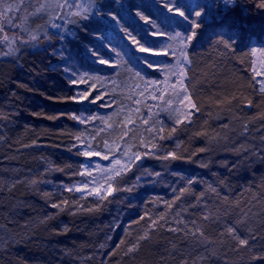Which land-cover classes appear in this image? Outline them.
Instances as JSON below:
<instances>
[{"label":"trees","instance_id":"16d2710c","mask_svg":"<svg viewBox=\"0 0 264 264\" xmlns=\"http://www.w3.org/2000/svg\"><path fill=\"white\" fill-rule=\"evenodd\" d=\"M234 3L224 8L212 0L187 27L193 38L186 85L196 108L164 128L156 148L203 168L197 176L205 185H196L194 191L205 193L213 204L204 213H218L232 224L246 214L249 222L241 237L248 239V246L241 248L221 236L220 224L204 222L201 209L197 218L205 224L207 238L215 241L214 248H223L218 257L200 258L193 239L162 229L147 232L134 253L123 255L125 238L100 209L51 217L56 210L43 205L31 184L43 178L46 165L57 174L58 184L77 178L87 127L73 116L97 113L106 101L98 91L84 101L74 99L81 87L69 83L64 69L69 62L82 65L84 50L108 54L99 41L98 21L85 22L73 37L58 42L49 31L55 8L54 15L49 11L30 22L37 39L24 34L27 43L16 41L14 55L5 56L6 47L0 45V227L16 241L0 246V264H264V259H253L264 257V91L252 70V50L264 45V7L260 0ZM192 12L188 10L190 17ZM5 30L10 38L21 35L7 24ZM131 63L142 68L140 62ZM88 68L94 74L109 72L102 64ZM145 71L156 75V70ZM139 217L131 218L135 222Z\"/></svg>","mask_w":264,"mask_h":264},{"label":"rangeland","instance_id":"374dc122","mask_svg":"<svg viewBox=\"0 0 264 264\" xmlns=\"http://www.w3.org/2000/svg\"><path fill=\"white\" fill-rule=\"evenodd\" d=\"M211 1L172 0L173 4L178 5L185 12L188 17L185 19L175 13H168L163 0H59L64 7L57 8L56 15L50 23V33L58 42H61L68 37H73L76 29L85 22H100L102 30L99 41L104 44V48L108 49V54L98 52L114 66L102 64L109 69V72L101 74L90 72L88 67L97 66L99 63L94 62L97 58L91 55L89 49L82 53V65L78 62L67 64L66 67L74 68L81 76L99 77L98 81L86 79L78 83L77 86L81 87L78 96L79 100L84 101L85 88L88 89L87 97L92 92L98 91L99 99L106 100L104 109L79 118L80 122L84 121L81 124H85L87 130L80 146L83 161L79 174L76 175L77 178L67 185H56L54 180L57 174L52 173V169L46 165L43 166L46 174L31 186H38L40 191L38 193L47 195L46 201L52 198L51 192L57 190L59 186L62 190L66 189L70 192L74 202L79 203L78 207L89 206L91 211L92 207L100 210L101 207H105L107 211L105 217L107 216L110 220L117 219L116 224L112 223L115 226L120 225L121 232L126 235L123 246L125 253L127 248L138 244L142 234L155 229L170 231V228H177L178 230L174 233H181L185 239L191 238L185 235L183 224H178L177 221L199 220L197 209H201L204 213V209L206 211L213 205L208 204L210 199L204 193L199 206L189 207V205H196V198L199 196L195 194V186L205 185L197 176V171L203 168L198 169V164L192 159L180 161L176 157L173 159L172 156L164 159L168 152L165 153L162 149L156 148L158 136L164 128L172 122H179L191 110L188 101L183 100L185 94L190 98L186 85L187 70L190 65L189 41L185 47V55L188 58V63L183 65L185 75L180 77L178 72L168 73L166 84V73L161 69L176 63L177 58L183 60V57L178 50L175 56L160 52L161 45L171 42L146 35L148 26L135 16V12L141 10L146 15H150L161 31L169 34L180 31L189 35L187 27L196 23V11H201L202 15L201 7L210 5ZM219 1L226 8L222 0ZM76 3H80L85 9L90 7L88 19L69 14L75 11ZM97 9L104 13L108 11L117 13L121 18V24H115L106 15H94ZM188 10L193 11L194 17L188 15ZM52 25L58 27H52ZM122 26L144 44L156 49V52H139L126 33L120 31ZM156 27L152 30L156 31ZM3 36L5 32L0 33V38ZM254 49L252 50V70L261 89L264 87V45ZM167 51L165 49V52ZM117 53L120 55L117 56ZM144 59L151 60L155 67H143ZM131 60L142 63V68H135ZM145 70H156V75H148ZM137 73L145 79H140ZM177 80L182 81L183 87L187 89L186 93L181 91V85L176 83ZM146 81L154 83L146 85ZM171 84H176L175 89L169 86ZM92 117L97 118L92 119ZM89 151L93 154L85 156L84 153ZM137 155L139 159H136ZM105 156L107 159L103 158ZM115 160H119L120 164H116ZM116 170H120L119 176L115 175ZM49 205L56 210L57 214H64V210L68 209L66 202L57 203V207ZM205 205H207L206 208ZM138 213L140 217L134 222L131 217ZM217 223L220 224L221 230V225L225 221L220 218ZM246 225L238 228L237 235H246ZM7 236L6 231L0 227V242L3 238L8 239ZM226 237L235 242L231 237L224 238ZM197 245L196 248L201 251L200 258L218 257L223 249L214 248V245ZM213 250H215L214 255Z\"/></svg>","mask_w":264,"mask_h":264},{"label":"snow or ice","instance_id":"6c2138e0","mask_svg":"<svg viewBox=\"0 0 264 264\" xmlns=\"http://www.w3.org/2000/svg\"><path fill=\"white\" fill-rule=\"evenodd\" d=\"M222 3H224L225 7L228 6H234V0H222ZM164 7L167 9L168 13H175L176 15H179L181 17H184L185 19H188L185 12L182 11L178 5L173 4L172 0H163ZM260 6L264 7V0H260ZM64 5L59 3V0H20L19 3H4V0H0V33L5 32V24H7L10 27H15L19 30L20 36H12L11 38L7 35L0 38V45H4L6 47V50L4 51L5 56H11L14 55L18 49L16 47V41H19L20 43H27L26 40H24L23 36L24 34H30L31 40H36L37 37L34 34L33 30L30 27V22L35 18L39 17L41 15L48 14L49 11L54 13L55 8H63ZM88 11H90V7L88 9H85L80 3L75 4V11H71L69 14L73 16H80L83 19H88ZM94 15L101 16L106 15L111 21L115 22V24L120 25L121 24V18L117 13H113L111 11H108L107 13H104L102 10L97 9ZM196 16H201V11H196ZM135 16L139 18L140 21H143L145 25L148 26L146 30V35H151L156 38L165 39L167 41H170L171 43H167L164 45H161L159 51L164 53L165 55H171L175 56L177 50L180 52V55L183 57V60H180L179 58L176 59V63L170 64L166 68H162L161 70L166 73L165 75V83H168V73H179L180 77H183L185 75L184 67L183 65L188 63V58L185 55V47L187 44V41L191 40L193 36L188 35L187 33H182L180 31H175L171 34L161 31L158 27H156L155 20L150 15H146L143 11L137 10L135 12ZM19 21V23L17 22ZM52 27H58L57 25H52ZM156 27V31H153L152 29ZM120 31L125 32L128 38L132 40V43L136 46L137 50L141 53L145 52H156V49H154L152 46L144 44L142 41H140L138 38L134 36V34L124 26L120 28ZM194 35V34H193ZM227 47V45H226ZM165 49L168 51L165 52ZM91 55L93 57H96L97 59L94 61L95 63L99 64H108L110 67L114 66L111 64L110 61L104 59L102 55L94 50L89 49ZM255 51V49L253 50ZM120 54L117 53V56ZM143 64H145L147 67L152 68L155 67L151 60L144 59L142 61ZM65 74L69 77V83L70 84H78L82 83L86 79H94L96 81L99 80V77L91 78V77H84L81 76L80 73L76 72L74 68H68L66 67L64 69ZM140 79L144 80L145 78L140 75V73L136 74ZM75 77V78H74ZM154 83L153 81H146V85ZM177 84L181 85V91L187 92V89L183 87L182 81L177 80ZM173 89H175L176 84L169 85ZM89 87H92V85H89ZM261 91H264V87L261 88ZM87 92L88 89H84V95L83 98L87 99ZM74 99H80V97H74ZM183 100H187L188 104L191 108H196V105L192 103V100L188 97L187 94L184 95ZM92 103L95 102L93 99L90 101ZM183 102V101H181ZM74 119H79L76 116H73ZM97 117H92V119H96ZM87 119V118H85ZM84 122V121H81ZM163 130V129H161ZM175 131V129H173ZM93 153L85 152V156H91ZM168 156H172L173 159H175V156L172 153L166 154L163 158L167 159ZM104 159H107V157H103ZM139 155L136 156V159H139ZM116 164H120L119 160L114 161ZM121 174L120 170L115 171V175L119 176ZM191 183V181H189ZM35 183V181H33ZM69 191L71 189H68ZM109 190H111V186H109ZM209 190L213 193L216 192L215 188H212L209 186ZM204 194L202 193L200 196L196 198V205H189V207H196L199 206L200 201L203 199ZM53 207H57L56 204L52 205ZM205 208L207 205L204 206ZM202 220L204 222H218L220 217L219 214H213L210 210L205 213H201ZM178 224H183L185 235L190 236L193 241L197 244L202 245H213L215 244V241L209 240L207 238V232H206V226L204 223H201L197 219H191L187 222L185 221H177ZM248 223L247 215L238 218L235 225L230 224L228 222H225L221 225V236L227 235L231 237L235 242L241 247L244 248L248 246V239L242 238L241 236L237 235V231L239 227H242ZM170 231L176 232L177 228H170ZM249 234H251V229L249 228ZM148 238V233L145 232L143 236L139 237L140 240H144ZM123 243V241H121ZM138 247V244H133L131 247L127 248L126 255L128 253H132L136 250ZM212 254H215V250H213ZM264 259V257H255L253 256V259Z\"/></svg>","mask_w":264,"mask_h":264},{"label":"bare ground","instance_id":"6f19581e","mask_svg":"<svg viewBox=\"0 0 264 264\" xmlns=\"http://www.w3.org/2000/svg\"><path fill=\"white\" fill-rule=\"evenodd\" d=\"M49 166V165H48ZM51 169H52V167L51 166H49ZM44 169V168H43ZM46 174V173H45ZM20 178H22V176H20ZM22 181H24V178H22ZM35 181V183H37L39 180L38 179H36V180H34ZM55 183H56V185H59V186H62L61 184H58V181H56V178H55ZM25 182V181H24ZM27 182V181H26ZM28 183V182H27ZM58 186V189L57 190H62L60 187ZM33 188H34V191H35V193L38 195V196H40L43 200H42V203H43V205H45V207L49 210V209H52L51 207H50V205L49 204H59V202H61L62 204L64 203V202H66V203H68V209L67 210H64V213H66L67 215H69V216H76V215H80V214H83V212H85V211H90L91 212V208L89 207V206H82V207H78L79 206V203H77V202H74V200L72 199V198H70V199H65L66 198V196H65V194H63V193H66V192H68L66 189H63L62 191H66V192H63V193H59L57 190H55L54 191V189H53V191L54 192H51V199H49V201H46L45 199H46V197H47V195H41L40 193H38V192H40L39 190H38V186L37 187H35V186H32ZM68 193H70V192H68ZM60 196V197H59ZM71 199L73 200V202H70L71 201ZM48 200V199H47ZM93 209L94 208H96V207H92ZM92 209V210H93ZM101 211L106 215L107 214V211H106V208L105 207H101ZM50 215H52L51 217L52 218H55V217H58V216H60L61 214H57L56 212H50ZM109 220V224H111L112 225V227H114L115 226V224L117 223V219H114V220H110V219H108ZM112 222H114V223H112ZM117 226V228L118 229H120V235H122V237H124L125 239H126V235H124L122 232H121V229H122V227L120 226V225H116ZM5 231H6V229L5 228H3ZM126 234V233H125ZM8 237V239H2V241L0 242V246H2V247H4L5 246V243H10V244H13V243H16V241L14 240V238L11 236V235H8L7 236ZM125 239L123 240L124 242H125ZM7 247H5V248H3V250L4 249H6ZM105 248V244L102 246V248H100L101 249V251L103 250ZM125 253V251H123V255H125L124 254ZM131 255V254H130ZM116 263H118V262H116Z\"/></svg>","mask_w":264,"mask_h":264}]
</instances>
